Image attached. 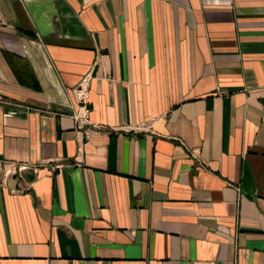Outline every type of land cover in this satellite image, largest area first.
I'll use <instances>...</instances> for the list:
<instances>
[{"label": "crops", "instance_id": "crops-1", "mask_svg": "<svg viewBox=\"0 0 264 264\" xmlns=\"http://www.w3.org/2000/svg\"><path fill=\"white\" fill-rule=\"evenodd\" d=\"M0 161V264H264V0H0Z\"/></svg>", "mask_w": 264, "mask_h": 264}, {"label": "built area", "instance_id": "built-area-1", "mask_svg": "<svg viewBox=\"0 0 264 264\" xmlns=\"http://www.w3.org/2000/svg\"><path fill=\"white\" fill-rule=\"evenodd\" d=\"M90 75L84 76L78 85L74 88V95L76 98L77 107L72 113V118L77 123L78 127L85 128L86 135H91L101 129L100 124L92 123L90 119L89 107V87ZM26 166L17 162H2L0 161V173H3L4 178L16 175L22 171ZM15 192V190H13Z\"/></svg>", "mask_w": 264, "mask_h": 264}]
</instances>
